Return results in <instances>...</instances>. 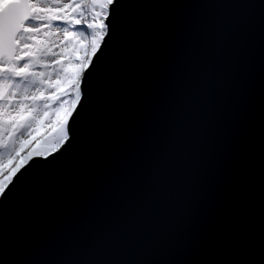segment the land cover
<instances>
[{
  "label": "water",
  "instance_id": "water-1",
  "mask_svg": "<svg viewBox=\"0 0 264 264\" xmlns=\"http://www.w3.org/2000/svg\"><path fill=\"white\" fill-rule=\"evenodd\" d=\"M74 142L0 204V264H264V0H120Z\"/></svg>",
  "mask_w": 264,
  "mask_h": 264
},
{
  "label": "snow or ice",
  "instance_id": "snow-or-ice-1",
  "mask_svg": "<svg viewBox=\"0 0 264 264\" xmlns=\"http://www.w3.org/2000/svg\"><path fill=\"white\" fill-rule=\"evenodd\" d=\"M120 0H0V204L74 142Z\"/></svg>",
  "mask_w": 264,
  "mask_h": 264
}]
</instances>
